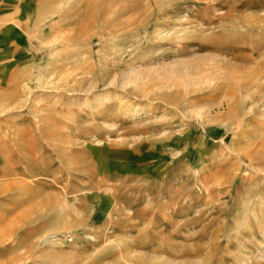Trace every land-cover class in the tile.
I'll list each match as a JSON object with an SVG mask.
<instances>
[{"label":"rangeland","instance_id":"374dc122","mask_svg":"<svg viewBox=\"0 0 264 264\" xmlns=\"http://www.w3.org/2000/svg\"><path fill=\"white\" fill-rule=\"evenodd\" d=\"M0 264H264V0H0Z\"/></svg>","mask_w":264,"mask_h":264}]
</instances>
